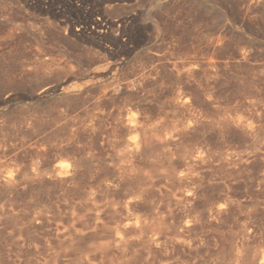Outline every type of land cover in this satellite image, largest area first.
Returning <instances> with one entry per match:
<instances>
[{
  "label": "rangeland",
  "instance_id": "rangeland-1",
  "mask_svg": "<svg viewBox=\"0 0 264 264\" xmlns=\"http://www.w3.org/2000/svg\"><path fill=\"white\" fill-rule=\"evenodd\" d=\"M0 264H264V0H0Z\"/></svg>",
  "mask_w": 264,
  "mask_h": 264
}]
</instances>
